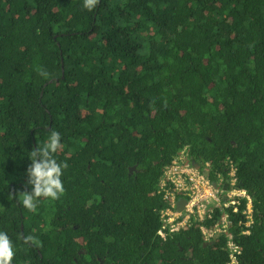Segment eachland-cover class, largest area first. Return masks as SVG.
I'll return each instance as SVG.
<instances>
[{
  "label": "trees",
  "instance_id": "1",
  "mask_svg": "<svg viewBox=\"0 0 264 264\" xmlns=\"http://www.w3.org/2000/svg\"><path fill=\"white\" fill-rule=\"evenodd\" d=\"M52 130L65 194L32 213L16 194L31 191L30 152ZM185 147L213 179L236 165L255 223L230 231L241 264H264V0H100L91 12L83 0H0L12 264H228L227 236L206 242L198 221L159 235L160 180Z\"/></svg>",
  "mask_w": 264,
  "mask_h": 264
},
{
  "label": "built area",
  "instance_id": "2",
  "mask_svg": "<svg viewBox=\"0 0 264 264\" xmlns=\"http://www.w3.org/2000/svg\"><path fill=\"white\" fill-rule=\"evenodd\" d=\"M190 148L185 147L179 156L169 165L159 184V192L169 207L161 212L163 226L160 237L166 239L169 235L186 229L192 221L202 223L201 232L206 242L225 234L230 253L228 264H241L242 248L230 229L250 228L255 223L254 206L251 195L242 188L237 177V168L228 161V178L218 173L213 179L212 166L209 162H196L191 156ZM185 200L184 209H179V203ZM242 200L246 208L241 210ZM241 215V218H238ZM207 221H214L207 226ZM250 230L243 231L249 235Z\"/></svg>",
  "mask_w": 264,
  "mask_h": 264
},
{
  "label": "clouds",
  "instance_id": "3",
  "mask_svg": "<svg viewBox=\"0 0 264 264\" xmlns=\"http://www.w3.org/2000/svg\"><path fill=\"white\" fill-rule=\"evenodd\" d=\"M100 0H83V7L89 12L93 11ZM38 73L45 79H50V74L42 69H37ZM61 135L52 130L42 146L30 152V165L27 168V184L31 186V191L23 190L19 195L21 203L29 212L36 213L40 198L58 200L65 194V188L61 177L67 163H58L54 154L62 149ZM24 244L38 245V241L33 235L22 237ZM16 255L13 241L8 234L0 231V264H12Z\"/></svg>",
  "mask_w": 264,
  "mask_h": 264
},
{
  "label": "water",
  "instance_id": "4",
  "mask_svg": "<svg viewBox=\"0 0 264 264\" xmlns=\"http://www.w3.org/2000/svg\"><path fill=\"white\" fill-rule=\"evenodd\" d=\"M64 73H65V70H64V66H63V78H64ZM196 166L199 167L198 164H196ZM240 186H242V185H240ZM185 204H186V201L185 200H181L180 203H179V209L183 210Z\"/></svg>",
  "mask_w": 264,
  "mask_h": 264
}]
</instances>
